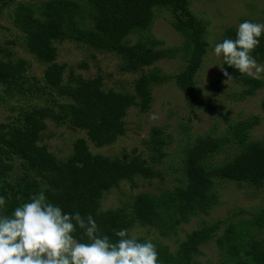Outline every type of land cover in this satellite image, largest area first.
<instances>
[{
	"label": "trees",
	"instance_id": "trees-1",
	"mask_svg": "<svg viewBox=\"0 0 264 264\" xmlns=\"http://www.w3.org/2000/svg\"><path fill=\"white\" fill-rule=\"evenodd\" d=\"M13 1L0 0L3 5ZM84 4L93 21L92 28H85L80 23L79 11L82 6L77 0H45L40 16L35 15L30 5L19 3L16 7L14 25L26 35L30 52L47 63L44 71L46 85L70 101L57 109L48 105L35 106L10 122L0 121V195L5 196L10 213L21 200L43 191L50 201L60 204L65 211L91 214L102 232L114 238L113 230L127 229L132 220L118 209L99 210L98 200L102 191L120 179L134 175L152 176L155 174L153 167L139 157L120 162L110 161L101 154H92L87 139L83 137L74 142L71 155L60 159L50 153L45 145H39L38 140L47 127L46 119L52 118L67 120L74 127L84 129L95 146L112 143L125 132L127 109L133 105L146 109L150 100V85L164 80L165 76L155 70L141 74L135 82L134 93L105 90L101 75L82 79L72 74L70 83L64 84V66L55 61L57 49L52 42L60 37L72 36L93 47L115 51L122 57L126 70H137L153 64L169 52L155 49L147 39L132 44L124 39L131 31L148 28L154 20V8L165 7L171 11L173 27L186 38L187 63L175 75V79L179 88L187 94L188 103L194 106L202 102L196 93L195 73L207 50L206 23L191 11L189 0H84ZM235 31L230 29L228 37L235 38ZM252 56H264V36ZM25 63L24 60L12 61L0 56V83L7 84L9 88L17 85L23 76ZM224 67L235 80L246 85L247 93L253 94L262 86L260 78L241 75L225 63ZM261 104L264 109V97ZM253 122V119L242 121V129ZM165 141L162 129L153 127L145 144L160 159L165 155ZM225 142L224 137L204 134L186 149L183 167L185 179L172 191L170 198L171 208L177 214L176 222L187 220L194 211L205 212L212 206L215 201L212 190L215 177L249 179L256 184L264 181V144L259 142H248L231 160L218 166L210 165L209 158ZM16 157L35 170L38 179L30 177L28 173L13 178L10 174ZM134 209L137 218L147 224H155L162 217L151 198L143 193L137 195ZM254 224L264 225V213L255 217ZM215 230L216 225L193 230L179 244L176 252L155 244L160 264H197L193 261L194 254L202 243L213 237ZM232 234L230 227L217 239V245L225 251L231 264H264V243L242 248L232 240ZM138 240L143 242L145 239Z\"/></svg>",
	"mask_w": 264,
	"mask_h": 264
},
{
	"label": "rangeland",
	"instance_id": "rangeland-1",
	"mask_svg": "<svg viewBox=\"0 0 264 264\" xmlns=\"http://www.w3.org/2000/svg\"><path fill=\"white\" fill-rule=\"evenodd\" d=\"M45 0H15L3 5L0 2V56L6 60H24L23 76L13 87L0 83V121L10 122L20 113L35 106H53L56 109L68 103L69 98L59 95L56 89L46 85L44 71L47 63L30 52L26 35L13 23L19 3L30 5L40 16ZM85 6L84 0H77ZM80 8L79 20L83 27L92 28L93 21L87 8ZM191 11L206 23L207 50L195 73L197 95L202 99L194 106L176 83L175 75L187 63L186 38L172 25L171 11L165 7L154 8V20L146 29L131 31L124 39L127 43L149 40L155 49L167 50V56L137 70H126L123 59L115 51L93 47L72 36L53 40L57 49L56 62L64 66L63 83H70V76L82 79L103 77V88L134 93L135 82L150 70L165 76L164 80L150 85V100L146 109L133 105L124 117L125 132L112 143L95 146L84 129L74 127L69 121L46 119L47 127L41 132L39 145H45L50 153L66 159L73 152L74 142L86 138L92 154H101L110 161L126 162L139 157L153 167L152 176L134 175L120 179L115 185L102 191L98 200L99 210H121L132 220L127 228L130 235L151 239L176 252L179 244L196 229L216 225L213 237L199 246L193 261L197 264H231L225 251L217 245V239L227 229L233 230L232 240L242 248L264 243V225L254 224L255 217L264 213V181L254 183L249 179L229 180L214 178L212 190L215 201L205 212L194 211L187 220L175 221L171 193L184 177L186 149L198 136L212 134L226 138L223 147L208 160L213 166L221 165L238 155L248 142L264 144V71L252 77L263 83L253 94L246 92V85L235 80L224 67L222 58L213 53V47L228 37L230 29L236 30L244 20L264 23V0H189ZM258 65L264 66V56H253ZM227 71L231 79L223 74ZM74 84L75 82H72ZM253 123L242 129V121ZM160 127L165 137V155L158 158L145 144L151 129ZM238 129H241L238 131ZM159 159V160H158ZM13 178L28 173L38 179L35 170L15 158ZM148 195L161 213L155 224L140 221L134 209L138 194ZM230 237V236H229Z\"/></svg>",
	"mask_w": 264,
	"mask_h": 264
},
{
	"label": "clouds",
	"instance_id": "clouds-1",
	"mask_svg": "<svg viewBox=\"0 0 264 264\" xmlns=\"http://www.w3.org/2000/svg\"><path fill=\"white\" fill-rule=\"evenodd\" d=\"M262 36L264 23L244 20L235 38L216 43L213 53L241 75L252 76L253 69L264 71L252 56ZM113 235L103 233L91 214L65 211L43 191L21 200L10 213L0 195V264H160L151 239L141 242L124 228Z\"/></svg>",
	"mask_w": 264,
	"mask_h": 264
}]
</instances>
